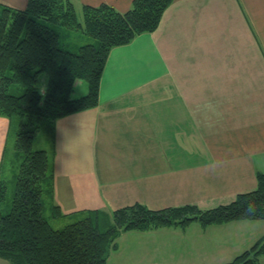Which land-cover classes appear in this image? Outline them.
Wrapping results in <instances>:
<instances>
[{
  "label": "crops",
  "instance_id": "obj_1",
  "mask_svg": "<svg viewBox=\"0 0 264 264\" xmlns=\"http://www.w3.org/2000/svg\"><path fill=\"white\" fill-rule=\"evenodd\" d=\"M27 1L0 0V13ZM72 1L126 11L133 0ZM80 91L73 96L87 85ZM12 124L0 115V179L10 170ZM54 127L53 141L40 145L53 150L54 201L67 215L135 203L210 209L256 189L264 173V0H175L156 30L110 51L98 105ZM263 235L264 220L126 231L108 264L125 253L131 264H162L164 248H176L177 264H197L214 237L224 242L212 264H226Z\"/></svg>",
  "mask_w": 264,
  "mask_h": 264
},
{
  "label": "trees",
  "instance_id": "obj_2",
  "mask_svg": "<svg viewBox=\"0 0 264 264\" xmlns=\"http://www.w3.org/2000/svg\"><path fill=\"white\" fill-rule=\"evenodd\" d=\"M174 1L133 0L126 11L107 3L86 4L81 18L72 0H28L21 9L2 8L0 115L13 124L16 117L19 121L11 156L4 162V167H12L15 181L9 202L7 183L0 179V258L11 264H108L122 232L185 228L192 222L208 226L264 220L261 171L256 189L210 209L193 204L151 209L135 203L110 213L102 209L71 213L73 220L60 228L45 216L47 198L53 217L67 214L54 201L53 150L35 148V140L53 141L57 119L97 106L110 51L156 30ZM78 30L92 41L76 50L64 37ZM79 79L87 81L88 92L74 97ZM10 158L17 163L11 164ZM263 236L226 264H261Z\"/></svg>",
  "mask_w": 264,
  "mask_h": 264
},
{
  "label": "rangeland",
  "instance_id": "obj_3",
  "mask_svg": "<svg viewBox=\"0 0 264 264\" xmlns=\"http://www.w3.org/2000/svg\"><path fill=\"white\" fill-rule=\"evenodd\" d=\"M77 13L79 18L82 17V9L77 8ZM65 41L68 45H72L74 48H76V50H78V48L81 46V44H85L87 42L92 41V38L89 35L83 34L80 32V30L78 31H72L70 35H65ZM82 82V83H81ZM78 83L80 84V88H82L83 86L88 87L87 81L83 80V79H79ZM78 83L75 86L73 95H80L81 91L80 88L78 87ZM17 120L19 121V118L16 117L14 119V124H12V131H11V142L15 140L16 137V132H17ZM45 142L42 138L37 137V139L34 142V147L35 148H41V143ZM47 147V145H46ZM11 156V155H10ZM11 160V164L15 165L17 163H15L14 158H10ZM10 164V163H9ZM5 168H9L10 170H6L5 174L3 176V180L6 181L7 186H8V190H7V202L12 200L13 194H14V189H15V181H13V172H12V167L10 168V166L5 165ZM50 200H48V198L46 199V211H45V216H47V218L49 219L51 225L55 228H60L64 225H66L67 223L71 222L73 219L70 217H68V215L65 216H59V217H53L52 215V209H51V204L49 202ZM1 209V208H0ZM195 223V222H192ZM213 225V224H212ZM221 237V236H220ZM203 241L207 242L206 238L203 239ZM224 241L221 242H217V237L214 238H210L208 239V242L206 244H209L210 248H206L207 249V253L206 254H202L201 256L197 257V264H212V262L217 258L216 256H218L219 250L222 249V244ZM219 244H221V246H219ZM173 252L174 255H169L168 252ZM177 250L176 248H172V249H166L164 248L163 250H161L160 255L158 257V259L161 260L162 264H177V261H181V259L179 258V255L176 253ZM119 257V256H118ZM121 264H131L132 262V258H127L126 253L122 256L121 258ZM233 260V259H232ZM120 260H115L114 262L117 263ZM261 264H264V255L261 257L260 259ZM9 264H11L9 262Z\"/></svg>",
  "mask_w": 264,
  "mask_h": 264
},
{
  "label": "bare ground",
  "instance_id": "obj_4",
  "mask_svg": "<svg viewBox=\"0 0 264 264\" xmlns=\"http://www.w3.org/2000/svg\"><path fill=\"white\" fill-rule=\"evenodd\" d=\"M264 237V236H263Z\"/></svg>",
  "mask_w": 264,
  "mask_h": 264
}]
</instances>
